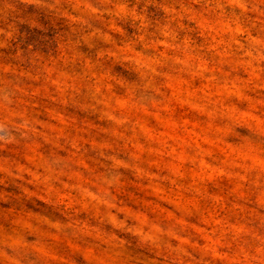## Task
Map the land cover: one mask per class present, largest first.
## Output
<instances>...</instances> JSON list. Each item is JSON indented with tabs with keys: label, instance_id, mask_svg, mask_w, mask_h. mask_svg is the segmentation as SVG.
<instances>
[{
	"label": "rangeland",
	"instance_id": "rangeland-1",
	"mask_svg": "<svg viewBox=\"0 0 264 264\" xmlns=\"http://www.w3.org/2000/svg\"><path fill=\"white\" fill-rule=\"evenodd\" d=\"M74 11L0 0V264H264V0Z\"/></svg>",
	"mask_w": 264,
	"mask_h": 264
},
{
	"label": "clouds",
	"instance_id": "clouds-1",
	"mask_svg": "<svg viewBox=\"0 0 264 264\" xmlns=\"http://www.w3.org/2000/svg\"><path fill=\"white\" fill-rule=\"evenodd\" d=\"M25 2L31 3L34 0H25ZM41 4L44 5V10L55 16H68L70 19L74 20L76 25H82L86 23V21L81 20L79 15L74 9L78 8L80 5L84 4V0H38ZM111 0H100L101 4H108ZM233 2H237V0H233ZM89 12L92 16H102L104 15V11L102 8H91L89 6ZM3 139V137H0Z\"/></svg>",
	"mask_w": 264,
	"mask_h": 264
}]
</instances>
